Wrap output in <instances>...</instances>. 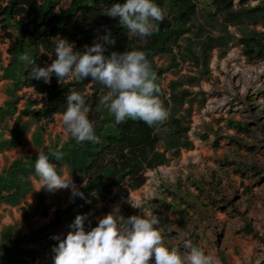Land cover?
Instances as JSON below:
<instances>
[{
  "label": "trees",
  "instance_id": "16d2710c",
  "mask_svg": "<svg viewBox=\"0 0 264 264\" xmlns=\"http://www.w3.org/2000/svg\"><path fill=\"white\" fill-rule=\"evenodd\" d=\"M235 1L212 0L211 12L205 16L207 20L196 25L200 9L195 0H156L165 10V18L159 22L158 31L141 38L129 33L117 18L102 12L103 8L123 0H72L66 12L60 10V0H0V31L3 33L0 44L10 42L8 54L11 58L0 77V81L10 82L6 90L8 99L0 109V129H7L6 121L16 117L10 130L11 138H0V153L23 150L24 137L35 124L38 128L33 134L34 145L49 154L58 171L64 174L66 170L85 194V198L72 195L70 202L66 198H57V208L50 222L37 229L30 228L28 234L18 236L15 226L4 227L0 236V264H54L53 249L71 230L69 226L77 215H87L86 230L97 225V197L104 201L110 197H127L131 191L140 190L146 184L148 170L169 165L167 153L178 157L183 149H194L189 138V119L196 105L204 106L207 96L204 92L184 90V81L174 82L166 90L163 81L167 73L190 62L202 71L199 78L190 79V84H199L202 76L209 72L213 52L219 49L222 56L226 55L236 38L228 25L223 27L224 34L220 37L207 29L208 26L216 29L220 23L217 16L232 25L264 22V0H259L256 6L250 5L249 0H239L238 4ZM106 30L111 31L115 40V43L105 44L106 57L112 52L123 53L131 49L146 53L157 74L156 82L160 88L157 95L167 109L166 120L148 125L140 119H128L117 125L100 103L108 89L93 81L91 76L59 83L53 75L51 82L45 83L42 79L31 78V68L19 59L27 51L43 67L55 59L53 38L65 37L83 51L85 45L103 43L100 37ZM236 41L249 62L264 60V34L245 33ZM41 48L51 52L52 57L47 52L40 53ZM165 55L171 57V62L168 67L161 68L156 58ZM25 89L33 90L39 97L20 96ZM71 90L85 95L90 106L89 118L94 121L99 140L80 143L69 134L66 141L57 139L54 144L45 146L48 125L66 110V94ZM23 99H26L25 107L18 112ZM187 104L190 109L186 116H181V110ZM25 117L29 121L24 122ZM234 127L243 128L240 125ZM200 138L207 140L205 134ZM162 146L165 152L159 150ZM215 146L218 147V143ZM37 156L17 159L0 174V206L18 207L33 192L31 177L39 178L34 169ZM38 202L39 206L45 203L43 193L38 196ZM48 211L46 207L41 213L48 217ZM1 219L0 214V224Z\"/></svg>",
  "mask_w": 264,
  "mask_h": 264
},
{
  "label": "rangeland",
  "instance_id": "374dc122",
  "mask_svg": "<svg viewBox=\"0 0 264 264\" xmlns=\"http://www.w3.org/2000/svg\"><path fill=\"white\" fill-rule=\"evenodd\" d=\"M195 1L200 9L196 25L204 24L208 18H205L206 14L211 12L212 0ZM71 2L60 0V10L68 11ZM259 2L249 0L252 6ZM235 3L238 4L239 0ZM216 18L220 21L216 29L209 26L207 29H212L211 33L220 37L224 34L221 30L228 25L236 38L226 55L222 56L219 49L213 52L209 72L202 76L199 84H190L191 78L202 75L201 69L190 62L167 73L163 81L166 90L172 83L184 81V90L204 92L207 96L204 106L196 105L189 119V138L194 149H183L178 157L167 153L169 165L148 170L146 184L140 190L131 191L127 197H110L107 201L97 197L96 219L99 221L109 212L125 218L144 215V208L159 216L157 227H161L168 246H179L183 240H191L206 253L218 257L221 264H260L264 261V60L249 62L236 40L245 33L264 34V22L232 25L221 16ZM8 46V41L0 46L2 56ZM156 62L161 68L168 67L171 57L165 55L156 58ZM6 86L7 81L0 83V105L5 98ZM21 95L24 98L39 97L30 89L23 90ZM24 103L22 100L20 110ZM189 106L185 105L181 116H186ZM12 125L9 122V128L1 129L0 136L4 134L9 138ZM36 127L34 125L26 137L24 151L0 154V173L16 159L40 151L31 139ZM47 134L45 146L54 144L57 139H68L69 133L64 129L61 115L49 123ZM204 134L206 141L200 138ZM159 150L165 152L163 146ZM64 174L70 177L66 170ZM32 181L34 191L20 206H0V234L6 226H15L18 236L28 234L30 228L37 229L50 222L57 208V198L63 197L70 202L71 189L38 190L39 179L32 178ZM41 193L45 203L39 206ZM131 202L142 206L133 207ZM46 207L49 208L48 217L41 213Z\"/></svg>",
  "mask_w": 264,
  "mask_h": 264
},
{
  "label": "clouds",
  "instance_id": "9594fccd",
  "mask_svg": "<svg viewBox=\"0 0 264 264\" xmlns=\"http://www.w3.org/2000/svg\"><path fill=\"white\" fill-rule=\"evenodd\" d=\"M102 12L117 18L129 33L141 38L158 31L159 22L166 15L156 0H123L103 8ZM100 40L103 43L85 45L81 51L65 37L53 38L55 59L43 67L27 51L19 59L31 68V78L42 79L45 83H50L53 75L59 83L91 76L93 81L108 89L100 103L114 117L117 125L128 119H140L148 125L166 120L167 109L157 95L160 91L157 74L146 53L131 49L123 53L112 52L106 57L105 44L115 43L111 31L106 30ZM44 52L47 51L41 48L40 53ZM47 54L52 57L51 52ZM66 102L67 108L62 113L65 131L77 142H98L85 95L71 90L66 94ZM34 169L40 182L38 190L71 189L73 196L85 198L71 176L57 170L48 153L39 151ZM131 203L133 207L142 206ZM143 212L144 215L127 218L109 212L90 230L85 227L87 215H77L69 226L71 230L65 238L59 239L53 249L54 264H221L218 257L206 253L191 240H183L179 246L166 245L162 229L157 227L159 216L144 208Z\"/></svg>",
  "mask_w": 264,
  "mask_h": 264
},
{
  "label": "crops",
  "instance_id": "0c3cea01",
  "mask_svg": "<svg viewBox=\"0 0 264 264\" xmlns=\"http://www.w3.org/2000/svg\"><path fill=\"white\" fill-rule=\"evenodd\" d=\"M3 34V33H2ZM7 42V41H6ZM6 42L5 43H3V44H0V46L1 45H5L6 44ZM9 42V41H8ZM9 47H10V42H9V46H8V49H9ZM8 49H7V52L2 56V54L0 53V65H1V67H0V77H2L3 76V74H4V68L5 67H7L8 65H9V63H10V56H9V54H8ZM3 57V58H2ZM6 63V64H5ZM3 81H7V80H3ZM3 81H0V83L1 82H3ZM9 84H10V82L9 81H7V86H6V88H5V91H4V94H5V98H4V100L2 101V103H1V105H0V109L2 108V107H4V105H5V103H6V101H7V99H8V96H7V94H6V90H7V88H8V86H9ZM26 90V89H25ZM31 90V89H30ZM34 93L35 92H33V95H34ZM36 94V93H35ZM38 95V94H37ZM20 96H23V95H21V92H20ZM23 100H25V103H24V107H25V104H26V99H23ZM22 102V101H21ZM20 102V103H21ZM20 103H19V105H20ZM19 105H18V112H20V111H22L23 109H24V107L20 110V108H19ZM17 116V115H16ZM16 120V117L14 118V119H8L7 121H6V123H5V126L7 127V128H9V122H12L13 124H14V121ZM27 121H29L28 120V118L26 119V117L24 118V122H27ZM35 124H32L31 125V129H32V127L34 126ZM37 126V125H36ZM12 127H13V125H12ZM37 128H38V126L36 127V130H35V132H37ZM4 129V128H3ZM2 129V130H3ZM12 129V128H11ZM11 129H9V132H10V130ZM31 129H30V132H29V134L31 133ZM1 130V129H0ZM34 132V133H35ZM33 133V134H34ZM29 134H27L25 137H24V143H25V146H26V137L29 135ZM33 134H32V136H31V139H32V143H33V145H34V142H33ZM48 134H46L45 136H47ZM1 137H3V138H5L4 137V134L3 135H1L0 136V138ZM11 138V135H10V137L9 138H6V139H10ZM44 139H45V137H44ZM46 141V140H45ZM34 147L35 148H37L35 145H34ZM24 149H25V147H24ZM24 149H23V151H24ZM38 149V148H37ZM40 151H42V149H39ZM11 151H20V152H22V150H20V149H15V150H11ZM5 152H10V151H5ZM2 153H4V152H2ZM39 152H37V153H35L34 155H36V154H38ZM1 154V153H0ZM34 155H31V156H34ZM28 157H30V156H28ZM27 157V158H28ZM20 159V158H19ZM22 159H26V158H22ZM17 160V159H16ZM14 162V161H13ZM12 162V163H13ZM11 163V164H12ZM11 164L9 165V167L11 166ZM8 167V168H9ZM7 168V169H8ZM6 170V169H5ZM4 170V171H5ZM4 171L2 172V173H4ZM2 173H0V174H2ZM32 178H34V177H31V181H32ZM35 179H37V178H35ZM39 179V178H38ZM33 182V181H32ZM33 186H34V184H33ZM34 191V190H33ZM30 195V194H29ZM28 195V196H29ZM27 196V197H28ZM26 197V198H27ZM60 198V197H59ZM63 198V197H62ZM2 205H5V204H2ZM13 208V207H12ZM2 220V219H1ZM1 225V224H0ZM0 236H1V234H0Z\"/></svg>",
  "mask_w": 264,
  "mask_h": 264
}]
</instances>
